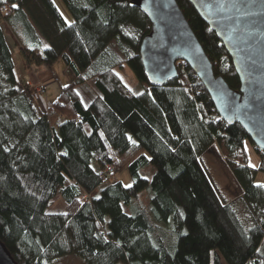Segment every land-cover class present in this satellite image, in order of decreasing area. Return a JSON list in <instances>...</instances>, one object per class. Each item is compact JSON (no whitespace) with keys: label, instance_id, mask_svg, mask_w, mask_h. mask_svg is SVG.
I'll use <instances>...</instances> for the list:
<instances>
[{"label":"trees","instance_id":"obj_1","mask_svg":"<svg viewBox=\"0 0 264 264\" xmlns=\"http://www.w3.org/2000/svg\"><path fill=\"white\" fill-rule=\"evenodd\" d=\"M61 2L71 22L53 0H0V22L16 35L26 67L61 60L70 74L49 109L40 110L29 86L18 85L0 23V240L13 259L264 264V179L256 182L264 153L238 123L218 116L185 62L163 85L148 82L139 46L151 24L133 0ZM176 2L214 73L238 89L221 41L187 0ZM125 65L138 92L116 71ZM78 87L90 90L87 104ZM246 140L259 156L257 169L248 165ZM215 143L240 189L248 228L200 162ZM105 164L115 179L102 178ZM124 166L130 187L115 177ZM56 199L61 207H52Z\"/></svg>","mask_w":264,"mask_h":264},{"label":"water","instance_id":"obj_2","mask_svg":"<svg viewBox=\"0 0 264 264\" xmlns=\"http://www.w3.org/2000/svg\"><path fill=\"white\" fill-rule=\"evenodd\" d=\"M223 44L239 80L231 88L193 32L176 0H133L150 21L139 53L148 82L161 86L185 62L205 87L218 116L238 123L264 153V0H187ZM0 264H18L0 240Z\"/></svg>","mask_w":264,"mask_h":264},{"label":"rangeland","instance_id":"obj_3","mask_svg":"<svg viewBox=\"0 0 264 264\" xmlns=\"http://www.w3.org/2000/svg\"><path fill=\"white\" fill-rule=\"evenodd\" d=\"M53 1L60 9L62 14L65 16L66 20L68 22H71L72 21L71 17L66 11L61 0H53ZM2 10L5 11L4 7H2ZM0 23L6 32L7 41L10 46L11 56L14 63V71L19 80L18 85L21 88H24L25 85L29 86L30 94L32 98L35 100L36 105L39 107L40 110L43 109V111H45L46 109H49L51 103H53L57 99L60 93L61 86L67 84L70 80L68 76L69 73L68 72L66 73V71H64L65 70L64 63L61 60H58L50 67V71L53 75L52 77H54L53 80L47 81L48 78H46V80H44L41 77L39 78L40 76L39 74L42 73L40 71L44 72L46 68L42 66L40 67V69L37 70L36 69L37 65H31L29 68H27L26 60L24 59L23 53L21 52V45L19 41L16 39L17 38L16 35L11 30L7 22L1 21ZM116 71L118 75L121 77L122 81L130 89H132L135 92H138L140 90V85L135 75L127 65H125L123 68L116 69ZM44 75L46 77V73ZM37 84H42L44 86V93L40 95L36 94L35 96L32 95L31 89H35ZM77 90L81 94L84 104H87L89 102V97L91 95L90 90H87L84 87L83 88L78 87ZM46 97L50 101L49 103L46 101ZM43 106L44 108H46L45 110ZM245 147L247 151L248 165L254 169H257L260 159L257 153L255 152L253 146L250 144L249 140H246ZM200 162L204 167L208 177L210 178L219 196L223 198L225 201L232 204L235 211H237L239 218L244 223L243 225L245 226V228L250 227L252 222L249 221L248 218L249 215H247L248 214L247 210H245L243 201H241L240 189L234 182L228 170V167L226 166L225 158L220 147L215 143L211 149L202 152L200 155ZM251 165H255V167ZM140 173L143 176L147 177V174L144 173V170L140 171ZM115 177L120 179L124 185H129L131 183L127 166L120 168L117 174L115 175ZM263 179H264V175L258 172L256 175V182L257 183L263 182ZM55 206L61 207L60 200L58 199L55 200L52 207ZM55 264H85V263L80 258L74 255H67L65 257L57 259L55 261Z\"/></svg>","mask_w":264,"mask_h":264},{"label":"built area","instance_id":"obj_4","mask_svg":"<svg viewBox=\"0 0 264 264\" xmlns=\"http://www.w3.org/2000/svg\"><path fill=\"white\" fill-rule=\"evenodd\" d=\"M30 89H31V86H30ZM31 93H32V95H35V96H36V94L37 95L43 94L44 93V86L42 84H37L35 89H31ZM113 173H114L113 167L110 164H105L102 178L103 179H106V178L113 179ZM83 197H84V199H87L88 195L83 194Z\"/></svg>","mask_w":264,"mask_h":264},{"label":"crops","instance_id":"obj_5","mask_svg":"<svg viewBox=\"0 0 264 264\" xmlns=\"http://www.w3.org/2000/svg\"><path fill=\"white\" fill-rule=\"evenodd\" d=\"M42 66H44L45 68H46V70H44V72L43 71H40V72H42V73H40L39 75V78L41 77V78H43L44 80H46V78H48L47 79V81H51V80H53L54 79V77H52L53 75H52V73H51V71H50V67H48V66H46V65H40V66H37V70L38 69H40V67H42ZM46 73V77H45V74ZM46 101L49 103L50 101L47 99V97H46ZM43 108H44V106H43ZM46 108H44V110H45ZM43 110V109H42Z\"/></svg>","mask_w":264,"mask_h":264},{"label":"snow or ice","instance_id":"obj_6","mask_svg":"<svg viewBox=\"0 0 264 264\" xmlns=\"http://www.w3.org/2000/svg\"><path fill=\"white\" fill-rule=\"evenodd\" d=\"M15 7V6H14ZM45 47H48L47 45H45ZM129 139L131 140V138L129 137ZM132 143H135V141H132ZM253 167H255V165H251ZM145 179H147V177H145ZM261 187H264V185H260ZM126 187H130V185H126Z\"/></svg>","mask_w":264,"mask_h":264}]
</instances>
